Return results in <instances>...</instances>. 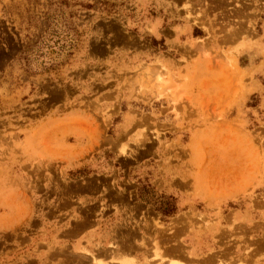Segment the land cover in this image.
<instances>
[{"label":"rangeland","instance_id":"374dc122","mask_svg":"<svg viewBox=\"0 0 264 264\" xmlns=\"http://www.w3.org/2000/svg\"><path fill=\"white\" fill-rule=\"evenodd\" d=\"M97 189L147 264H264V0H0V264H91L52 224Z\"/></svg>","mask_w":264,"mask_h":264},{"label":"crops","instance_id":"0c3cea01","mask_svg":"<svg viewBox=\"0 0 264 264\" xmlns=\"http://www.w3.org/2000/svg\"><path fill=\"white\" fill-rule=\"evenodd\" d=\"M193 182L198 195L205 197L208 194L207 189L200 190L196 188V185L202 186L198 173L193 176ZM90 193L86 195L90 201L88 205H92V207L96 205V210L90 218L85 219L83 216V220H81L70 217L71 211L65 213L66 218L63 220L58 216L55 218V224L53 223L52 225L55 229V234L61 236L62 239L55 244L56 247L68 248V252L73 254L89 256L91 258L88 260L91 264H147L150 258L154 259L152 241L146 240L147 234L145 229L142 228L144 219L141 220L138 216L139 219L129 220L128 218L132 215L131 212L111 198L102 199L104 193H102L101 189H97L95 194H92L93 192L91 191ZM164 193L167 194L166 191ZM78 221L80 224H84L83 227H81L79 232L71 231L70 229L74 228V223ZM149 224L151 229H154L152 222L149 221ZM134 225L135 228H139L137 232L140 235L138 241L131 242L126 237V231L131 232ZM157 227L160 228L161 226L157 225ZM141 239H144L143 243ZM196 239V236L192 234L187 235L183 242L178 241L176 245L173 242L163 243L161 264L205 262L209 252L206 251L204 243L201 244ZM39 243L37 242L36 244L38 245ZM49 244L51 245V243ZM181 245H186L188 248L185 253L182 251ZM46 254V250H43V254L40 257H45ZM93 256L95 259L94 263L92 260ZM247 259L251 260L250 264H253L254 260L252 258L242 254H236L235 262H233L238 264L240 260L249 264ZM231 260L228 259L223 264L231 263Z\"/></svg>","mask_w":264,"mask_h":264},{"label":"trees","instance_id":"16d2710c","mask_svg":"<svg viewBox=\"0 0 264 264\" xmlns=\"http://www.w3.org/2000/svg\"><path fill=\"white\" fill-rule=\"evenodd\" d=\"M164 215H166V213H164Z\"/></svg>","mask_w":264,"mask_h":264}]
</instances>
